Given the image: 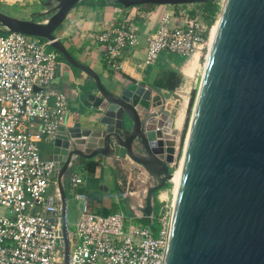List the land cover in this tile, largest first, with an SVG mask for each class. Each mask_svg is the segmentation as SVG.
I'll return each instance as SVG.
<instances>
[{
	"label": "water",
	"instance_id": "95a60500",
	"mask_svg": "<svg viewBox=\"0 0 264 264\" xmlns=\"http://www.w3.org/2000/svg\"><path fill=\"white\" fill-rule=\"evenodd\" d=\"M82 0H47L28 20L0 12V34L20 33L49 42L73 68L94 82L93 113L60 126L39 149L53 157L60 195L63 263L69 261L64 177L78 160L132 162L145 194L144 220L152 226L154 197L173 178L179 101L150 110V91L130 84L109 91L88 66L54 36ZM123 8L206 4L211 0H111ZM41 18V22L36 19ZM188 123L173 197L163 264H264V0H223ZM156 148H159L156 151Z\"/></svg>",
	"mask_w": 264,
	"mask_h": 264
},
{
	"label": "built area",
	"instance_id": "2783aa9c",
	"mask_svg": "<svg viewBox=\"0 0 264 264\" xmlns=\"http://www.w3.org/2000/svg\"><path fill=\"white\" fill-rule=\"evenodd\" d=\"M202 5L161 6L156 28L147 35L145 66L154 65L162 53L187 63L209 47L218 15L210 17ZM137 37L125 20L95 39L105 46L107 66L116 71L127 49L137 46ZM49 48L37 37L0 35V264H64L58 170L53 157L44 158L38 147L54 139L68 113V96L56 87L62 56ZM84 182L75 171L65 174L67 197L77 204L74 232L68 231L69 245L74 244L68 264H163L172 179V202L161 201L152 226L122 212L102 216L92 211L88 196L79 192Z\"/></svg>",
	"mask_w": 264,
	"mask_h": 264
},
{
	"label": "crops",
	"instance_id": "0c3cea01",
	"mask_svg": "<svg viewBox=\"0 0 264 264\" xmlns=\"http://www.w3.org/2000/svg\"><path fill=\"white\" fill-rule=\"evenodd\" d=\"M45 1L0 0V6L15 4L16 6L11 10L14 9V12L18 13L23 9L28 16L27 18L15 14L11 16L28 20L32 14L44 10L41 5ZM161 9V6L123 8L113 4L111 0H106L104 4L98 0H82L69 11L54 36L75 60L96 73L109 91L118 93L130 84H138L150 91L151 111L165 107L164 113L170 115L167 109L173 107L176 102L172 99V95L176 94L180 88V92H183L185 66L194 58L197 59L198 66L199 55L194 54L183 66V76L180 77V83L174 91L168 90L167 79L170 71L179 73L177 57L162 53L154 65H144L147 35L155 30ZM0 12L5 13L2 7H0ZM125 20L137 29L138 44L127 49L121 59V68L115 71L110 69L105 62V46L95 38ZM171 25L177 26L178 22L173 20ZM193 73L194 71L192 75ZM56 87L68 96V113L64 123L66 127L84 121L82 115L84 112H94L84 101L87 92L97 94L93 80L84 72L70 66L65 60L60 61L58 66ZM186 105V100L179 105L174 121L173 126L178 132L185 122L184 108ZM42 156L46 158L48 154L42 153ZM132 168H136L132 162L118 168L110 161L105 163L103 159L97 158L78 160L73 163L69 171L79 173L84 179L85 182L79 188V192L88 196L92 211L102 216L122 212L127 217L139 221L144 220L142 210L145 207L144 198L149 182L148 180L142 181Z\"/></svg>",
	"mask_w": 264,
	"mask_h": 264
},
{
	"label": "rangeland",
	"instance_id": "374dc122",
	"mask_svg": "<svg viewBox=\"0 0 264 264\" xmlns=\"http://www.w3.org/2000/svg\"><path fill=\"white\" fill-rule=\"evenodd\" d=\"M47 1V0H46ZM45 1V2H46ZM109 1V0H107ZM213 1L217 6H218V12L216 15H219L221 6L223 4V0H211ZM16 5L12 4L11 6L9 5H1L0 7H2V9L5 11V14L7 15H17L23 18H27L28 13H24L23 9L20 12H14V9H12V7L14 8ZM41 7H43L41 5ZM39 9V7H37ZM46 10V9H44ZM4 13V12H3ZM13 17V16H12ZM37 21H41V18L36 19ZM215 25V24H214ZM213 25V27H214ZM1 35V34H0ZM48 52H55L53 49H48ZM207 52H208V47H205L203 50L198 51V66L196 67V69L194 70V73L191 77L190 80V84H189V90L187 93H183L180 92L181 88L179 90H177V93L172 95V99L174 101H179V103L181 104L183 101H187V105L184 108L185 112H184V116H185V122L183 123V126L181 127L179 134H178V138L176 141V144L174 145V161L171 164V168H172V172L176 171L178 169V165L181 161V156H182V151H183V147H184V142H185V137H186V133H187V128H188V123H189V119L191 116V112H192V108H193V103H194V99H195V95L199 86V82H200V78H201V74H202V70L204 67V63H205V59L207 56ZM61 61H63V58H61ZM186 64V62H178L177 67H179V76H183L182 73V68L183 66ZM192 103V105H191ZM68 206H67V216H66V224H67V228L68 231L70 233L74 232V223L76 221L77 218V204L75 202H72L71 199L68 197ZM163 200H167L168 204H171L172 202V194H171V187L166 188L161 190L160 192H158L155 197H154V205L157 202V204L159 205V208L162 206L161 201ZM159 212V210H157V213ZM157 213L154 210V216L157 215ZM74 244L72 243L70 248L73 249Z\"/></svg>",
	"mask_w": 264,
	"mask_h": 264
},
{
	"label": "trees",
	"instance_id": "16d2710c",
	"mask_svg": "<svg viewBox=\"0 0 264 264\" xmlns=\"http://www.w3.org/2000/svg\"><path fill=\"white\" fill-rule=\"evenodd\" d=\"M98 1H100V3H102V4L106 3V0H98ZM117 6H119V5H117ZM147 7H150V6H147ZM203 8L208 13V15L210 17L215 16L218 12V6L213 1H210L209 3L204 4ZM172 56H174V55H172ZM174 57H177V56H174ZM177 58H178V62H185V60L183 58H179V57H177ZM179 83H180L179 74L175 71H170L168 79H167L168 90L174 91V89L179 85ZM191 105H192V103H191ZM169 187H170V184H167L165 189L169 188ZM158 208H159V205L156 202L154 205V210L156 213H157V210H159ZM139 222L146 224L145 220H139ZM158 228H159V225L157 223H155L153 226V229L158 230Z\"/></svg>",
	"mask_w": 264,
	"mask_h": 264
},
{
	"label": "bare ground",
	"instance_id": "6f19581e",
	"mask_svg": "<svg viewBox=\"0 0 264 264\" xmlns=\"http://www.w3.org/2000/svg\"><path fill=\"white\" fill-rule=\"evenodd\" d=\"M217 23H215L214 27L216 26ZM214 27L211 29V32H210V36H211V33L214 29ZM209 40H210V37H209ZM198 55V52L195 53ZM196 58H194L191 62L187 63V65L185 66V79H184V82H183V85H182V90L183 92L187 93L188 92V86L190 84V80H191V75H192V72L194 71V69L196 68L197 66V62H196ZM174 149V148H173ZM159 148H156V151H158ZM168 155V159H172L174 158V154H173V151H171V149L169 148L167 150V153ZM179 177H180V166L178 167V169L175 171L174 175H173V178H172V182L175 184V190H174V194L176 193V190H177V186H178V182H179Z\"/></svg>",
	"mask_w": 264,
	"mask_h": 264
},
{
	"label": "flooded vegetation",
	"instance_id": "af4514ba",
	"mask_svg": "<svg viewBox=\"0 0 264 264\" xmlns=\"http://www.w3.org/2000/svg\"><path fill=\"white\" fill-rule=\"evenodd\" d=\"M152 184V182H149V185L148 186H150ZM148 188V187H147Z\"/></svg>",
	"mask_w": 264,
	"mask_h": 264
}]
</instances>
